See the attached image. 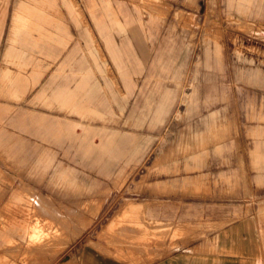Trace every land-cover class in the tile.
Segmentation results:
<instances>
[{"label": "rangeland", "instance_id": "374dc122", "mask_svg": "<svg viewBox=\"0 0 264 264\" xmlns=\"http://www.w3.org/2000/svg\"><path fill=\"white\" fill-rule=\"evenodd\" d=\"M185 247L264 264V0H0V264Z\"/></svg>", "mask_w": 264, "mask_h": 264}, {"label": "crops", "instance_id": "0c3cea01", "mask_svg": "<svg viewBox=\"0 0 264 264\" xmlns=\"http://www.w3.org/2000/svg\"><path fill=\"white\" fill-rule=\"evenodd\" d=\"M42 207V206H40ZM42 212L48 213L49 215L56 214V210L53 208L48 209L42 207ZM55 218H60L59 216H54ZM196 249V248H195ZM82 260L80 264H109L107 260L103 257L97 256L95 254H84L82 256ZM214 259L210 256H199L196 254L195 250L189 251L185 247V249H179L177 251L172 252L171 254L159 259L148 261L147 264H214ZM217 264H220L217 262Z\"/></svg>", "mask_w": 264, "mask_h": 264}]
</instances>
